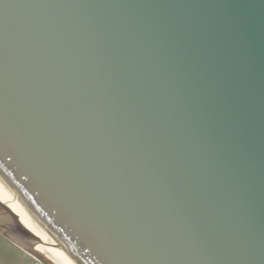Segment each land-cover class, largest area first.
Instances as JSON below:
<instances>
[{"label": "water", "instance_id": "95a60500", "mask_svg": "<svg viewBox=\"0 0 264 264\" xmlns=\"http://www.w3.org/2000/svg\"><path fill=\"white\" fill-rule=\"evenodd\" d=\"M0 178L49 264H264V0H0Z\"/></svg>", "mask_w": 264, "mask_h": 264}, {"label": "bare ground", "instance_id": "6f19581e", "mask_svg": "<svg viewBox=\"0 0 264 264\" xmlns=\"http://www.w3.org/2000/svg\"><path fill=\"white\" fill-rule=\"evenodd\" d=\"M0 199L8 205L15 213L20 214L22 211L21 204L11 195V193L0 183ZM34 233H39L40 229L36 223L28 215L27 211H23L19 216Z\"/></svg>", "mask_w": 264, "mask_h": 264}, {"label": "rangeland", "instance_id": "374dc122", "mask_svg": "<svg viewBox=\"0 0 264 264\" xmlns=\"http://www.w3.org/2000/svg\"><path fill=\"white\" fill-rule=\"evenodd\" d=\"M0 264H31L20 250L0 236Z\"/></svg>", "mask_w": 264, "mask_h": 264}]
</instances>
